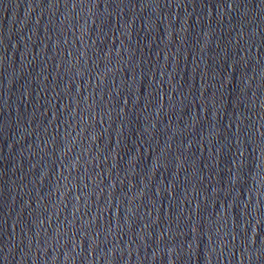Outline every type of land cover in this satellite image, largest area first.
I'll return each mask as SVG.
<instances>
[{
	"label": "water",
	"instance_id": "95a60500",
	"mask_svg": "<svg viewBox=\"0 0 264 264\" xmlns=\"http://www.w3.org/2000/svg\"><path fill=\"white\" fill-rule=\"evenodd\" d=\"M0 264H264V0H0Z\"/></svg>",
	"mask_w": 264,
	"mask_h": 264
}]
</instances>
